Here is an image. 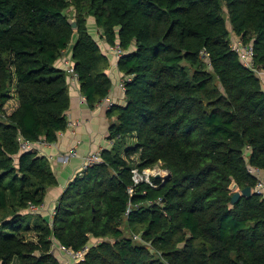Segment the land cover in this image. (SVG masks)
Here are the masks:
<instances>
[{"label":"trees","instance_id":"16d2710c","mask_svg":"<svg viewBox=\"0 0 264 264\" xmlns=\"http://www.w3.org/2000/svg\"><path fill=\"white\" fill-rule=\"evenodd\" d=\"M91 18L123 51L126 105L111 107L113 145L69 183L50 222L30 208L58 180L18 136L54 143L68 128L64 51L88 106L109 96ZM234 39L264 72V0H0V264H63L54 242L88 248L79 264H264V196L232 205L230 189L254 190L248 165L264 170V83ZM157 164L164 184L134 185L135 168Z\"/></svg>","mask_w":264,"mask_h":264},{"label":"crops","instance_id":"0c3cea01","mask_svg":"<svg viewBox=\"0 0 264 264\" xmlns=\"http://www.w3.org/2000/svg\"><path fill=\"white\" fill-rule=\"evenodd\" d=\"M91 20V32L93 35H95V33L98 35V39H96V37L95 39L98 41L102 53L106 55L110 61V67L107 73L112 80V89L106 100L95 108H90L85 97L81 93L79 81H68L70 94V108L66 113L69 122L68 128L59 133L56 142L45 145L39 153L41 156L47 157L58 180V185L56 187L48 189L44 205L34 212L40 217L49 219L50 222L53 220L55 208L60 196L69 183L73 181L82 170L87 155L99 149L110 148L109 128L112 123L117 121V116L110 114L111 108L108 105L109 102L113 103V106L126 105L125 92L120 88V83L124 78V74L121 73L118 68V61L114 53V48L101 38V32H99L93 23L92 18L90 21ZM66 54H71V51L67 50ZM14 97L15 94L13 95V99L16 100V106L14 105L16 108L18 101ZM6 109L9 112L7 106ZM74 149H76L78 153L75 158L70 159L68 162H64L60 159ZM95 241L99 240L95 239ZM52 252L58 259L59 257H66L57 242H54Z\"/></svg>","mask_w":264,"mask_h":264},{"label":"built area","instance_id":"2783aa9c","mask_svg":"<svg viewBox=\"0 0 264 264\" xmlns=\"http://www.w3.org/2000/svg\"><path fill=\"white\" fill-rule=\"evenodd\" d=\"M113 48H114V53L116 55V59L117 61H119V58L122 56L123 51L118 45ZM232 49L238 54L242 64L245 67L255 71L256 75L264 83V72L257 69L254 65V47L251 44L247 45L244 44L241 40L234 39L232 43ZM202 56L208 58L207 53L205 51L202 52ZM59 67L65 70L68 81H79V74L75 70V64L72 60V57L70 54H66V51L63 52V55L59 61ZM124 81L125 80L123 78V80L120 83V88L123 90V92H125ZM108 105L111 108L113 106V103L109 102ZM18 143L21 153L36 151L38 152V154L40 153L41 149L45 147V145L52 144L44 140L38 142L29 141L20 133L18 136ZM112 145H113V141L110 140V147ZM103 150L104 149H99L87 155L84 166L78 175H82L87 168L93 166L94 164L100 163L102 161ZM77 155H78L77 150L74 149L69 153L65 154L64 156H62L60 159L64 162H68L70 159L75 158ZM248 171L252 176H254L257 179V184L253 192L258 195L264 196V170L248 165ZM133 172H134L133 178H134L135 186L141 182H146L151 184L152 186H155L152 181V178H160L162 184H164L170 176V172L167 169L163 168L162 164H157L156 166L150 169L144 170L142 173L139 172L137 168H135ZM128 192L132 196L134 194V187H130ZM161 201L162 200H159V202ZM38 208L39 207L31 206L30 211L35 212L37 211ZM134 239L139 240V242H142L141 237L138 235H136ZM61 249L63 253L67 257H69L70 260H73L74 262L73 264H79L80 262H82L84 260L86 252L88 251V248H85L78 252L66 249L64 247H61Z\"/></svg>","mask_w":264,"mask_h":264},{"label":"water","instance_id":"95a60500","mask_svg":"<svg viewBox=\"0 0 264 264\" xmlns=\"http://www.w3.org/2000/svg\"><path fill=\"white\" fill-rule=\"evenodd\" d=\"M70 24L73 27V29H77L76 19L70 20ZM230 189L232 192H234V195L232 197V205H235L240 200L241 197L250 198L254 193L251 187L242 190L238 189V185L236 184L235 181H233V183L231 184Z\"/></svg>","mask_w":264,"mask_h":264},{"label":"rangeland","instance_id":"374dc122","mask_svg":"<svg viewBox=\"0 0 264 264\" xmlns=\"http://www.w3.org/2000/svg\"><path fill=\"white\" fill-rule=\"evenodd\" d=\"M95 37H96V39H98V35L95 33V35H94ZM16 100L15 99H13V100H11L9 103H8V105H7V107H8V109H9V112H11L14 108H15V106H16ZM15 105V106H14ZM17 105H18V102H17ZM92 244H97L98 243V241H95V240H92V242H91ZM58 251V250H57ZM59 254V253H58ZM66 256V255H65ZM59 259H60V261L63 263V264H73L74 262H73V260H70L69 259V257H59Z\"/></svg>","mask_w":264,"mask_h":264}]
</instances>
